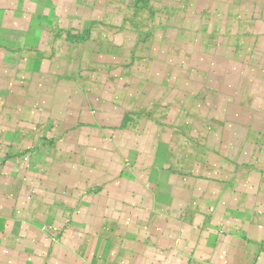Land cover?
I'll return each instance as SVG.
<instances>
[{
    "label": "crops",
    "instance_id": "1",
    "mask_svg": "<svg viewBox=\"0 0 264 264\" xmlns=\"http://www.w3.org/2000/svg\"><path fill=\"white\" fill-rule=\"evenodd\" d=\"M153 1L0 0V264H264V0H161L152 9ZM109 9L135 30L130 51L141 33L142 42L149 33L161 39L160 64L149 58L144 69L184 57L162 60L169 24L137 28L157 10L176 20L169 32L188 46L189 77L204 72L211 83L216 71L226 86L198 100L184 96L179 76L177 87L133 106L118 88L122 114L111 112L104 94L86 89L94 69L125 67L111 56L121 33L97 34L113 28ZM95 11L101 17L89 20ZM196 68L204 70L196 76ZM109 80L102 88L121 83ZM242 92L244 126L219 124L224 137L208 158L186 152L206 151L194 137L174 141L169 123L181 102L192 103V115L222 116L236 109L221 105V94L239 103ZM140 119L144 135L135 133Z\"/></svg>",
    "mask_w": 264,
    "mask_h": 264
},
{
    "label": "rangeland",
    "instance_id": "2",
    "mask_svg": "<svg viewBox=\"0 0 264 264\" xmlns=\"http://www.w3.org/2000/svg\"><path fill=\"white\" fill-rule=\"evenodd\" d=\"M112 1V0H110ZM123 1V0H120ZM161 0H154L153 1V5L150 3L152 9H156L158 7L161 6L162 3H160ZM96 9V7H94V10ZM96 13L93 14V16H91L89 18V20H97V16H100V12L95 11ZM108 15H107V19L106 21H111L112 18V24H109L111 26H113V28L111 27H107L105 26V28H102L100 31L97 32L98 35H104V30L107 29V31L112 32V33H116V32H120L121 35L123 36L122 38V43L121 46L119 48H117L114 54H112V58L115 59L116 61H121L122 64H125V67H121L120 69H117L118 67H112L111 69H108L107 73L103 75H99V71L101 70H96L92 71V83H93V87L91 86H86L87 90H92L94 92V94L96 93H102L104 94V98L106 101V104L110 107L111 112H113V109H119L120 110V114H122L121 109H122V105L118 102L115 101L114 96L120 92L124 93L122 94V98H126V101L128 102L130 100L131 105L132 104H138L140 103L141 105H144L142 103L144 102H150L151 99H148L150 97V95L155 94L160 96L161 93L168 91V87H171V84L174 83L177 87V80L176 78L181 76V77H185V81H184V90L181 91H185V97H189L191 94L194 95V99H204L206 101H208L209 99H211L213 92H217L220 93L219 90H222V87L226 86V84L223 83H219L220 81H218V77L216 74V71H213V73H210L209 71V75H206V79H209L210 77H213L214 79H216L215 82H211L208 83L206 81H202V76L204 75V72L202 68L198 69L196 68L195 70L197 71L196 76H198V73L200 71L202 76L201 77H189L188 72L190 71V67L191 65H188V58H186V53H184V51L187 50V44H182V41L180 40V36L177 37L175 35V32H169V30L171 28H175L177 27L176 24V20H171L170 17L169 19H167V15L161 12H157V10H154L155 14L152 16V18L147 22L146 20H139V27H137L138 29H147V32H149V30L156 32L158 31L157 29L161 28L162 24H169L170 29L166 30V39L169 42V46L167 47V54L165 53L166 51L163 52V56H162V60L165 61L164 64H166V62H168L169 64H171L172 66V62L177 61V56L180 58L182 56H184L182 59L179 60V65L176 64L174 67H162V69L158 68V69H154V68H149V64L147 67H142L145 66V61H147V59H149L148 63H152L153 65H157L160 64L161 60V46L159 45V40L157 38L154 37V35L150 36L151 33H149L147 37H145V39L142 42V38H143V34L141 33L140 36L137 37V41L136 44L134 45V48L130 51L128 45L129 43V39L126 36H129V34L132 36V32H135V30L129 29L131 30V32H129L127 29L128 27L124 26L125 22H121L117 16H120L121 14L119 12H111V10H108ZM115 13V15L113 14ZM99 21V20H98ZM171 21H174V26L172 25ZM189 24V27L186 26L184 29L187 32H192L193 29V22L192 20L190 21H186ZM185 22V24H186ZM110 23V22H109ZM124 23V24H123ZM115 24V25H113ZM121 24V25H120ZM120 25V26H119ZM142 25V27L140 28V26ZM93 26V25H92ZM91 26V28H92ZM116 26V27H115ZM119 29H118V28ZM103 30V31H102ZM173 30V29H172ZM91 31H97L95 30V26L90 30L89 32V36L92 38L91 42H89V47H91L90 49L94 50V40L96 39V36L98 37V35L96 34V32H91ZM165 33V32H164ZM89 37V39H90ZM111 38V37H110ZM111 40V39H110ZM121 40V39H119ZM141 40V42H140ZM138 43V44H137ZM156 44V45H155ZM96 46V45H95ZM140 46V47H139ZM85 48V47H84ZM87 47L84 49V53H87ZM89 49V50H90ZM107 50V49H105ZM129 50L132 53V56H136L137 59H135L134 61H130L128 58L130 57L129 52H125ZM158 51L157 55L155 54ZM184 50V51H183ZM80 51V46L79 49L74 50V53L72 54L74 57L79 56V52ZM106 52V51H105ZM111 52V51H110ZM109 52V53H110ZM184 53V55H183ZM102 56V59L106 56V55H100ZM188 56V55H187ZM158 60H157V59ZM167 60V61H166ZM81 61V60H80ZM129 61L131 63H129ZM172 61V62H171ZM182 61H184L185 63L183 64ZM130 67H129V64ZM80 68L84 67L86 68V65H84V61H83V65H82V61L80 63ZM135 67V68H134ZM148 71V72H146ZM146 72V73H144ZM135 76V77H133ZM144 76L147 77V79H144ZM219 76H223V74L219 75ZM104 78H110L109 81L113 80H118L121 83H119L116 87V90H114V86H111V88L109 89V85H106L105 87L102 88V84L103 79ZM193 79H196L197 82L195 83H191L193 82ZM86 80V79H85ZM124 80H126L124 82ZM210 80V79H209ZM191 81V82H190ZM170 82L169 85H167L166 83ZM101 84V85H99ZM108 87V88H107ZM101 88V89H100ZM118 88L120 90H118ZM133 90V92H132ZM132 93L136 94L137 98L136 100L132 99ZM171 93V92H170ZM126 95L130 96L127 98ZM101 95V94H99ZM182 95V94H180ZM222 96L226 97L224 100V102L221 105H225V107H231L232 109H236L234 110V112H232L231 114H226V115H222V116H218V115H203L200 114L196 116V115H192V111L194 110L192 103L190 105H188L189 102H181V105L185 104V106H183V112L182 114L179 116V119H176L174 121H171L169 123V125L171 127L174 128L175 130V140L178 143H184L187 140L183 137H191V138H195V145H201L204 147V149H206V151H203L202 147H197L196 149H192L191 147H184V149H186V152H194V154H196L199 151L200 155L205 156V154L208 155V153L210 152V144H212L215 140H217V138L219 139V141H222V137H224V133H220L219 131V127L218 125L220 124V126H224L229 124L231 126H238V125H243L244 126V92H242L240 94L241 99H239V103H235L236 98L233 97V99H229L230 96H233V94H226L224 95L223 93L221 94ZM235 96V95H234ZM191 101H193V98H190ZM138 100V101H137ZM171 100V99H170ZM133 106V105H132ZM225 107H220L217 110L223 108V110L225 111ZM197 109H199V107H195ZM167 110V109H166ZM223 111V114H224ZM168 112V110H167ZM180 112V109H179ZM196 112V110H195ZM239 113L243 114V115H238ZM95 114V112L93 113ZM118 115V116H119ZM118 116H116L115 118H118ZM161 118V117H160ZM178 120V123H177ZM162 121L164 122V118H162ZM194 121V123H193ZM141 119L138 121L139 123V127L141 126L142 130L138 131V126L133 128V130H135V133L137 132V134L140 135H144V126L143 124H140ZM144 122V121H142ZM137 123V124H138ZM136 124V125H137ZM181 125V126H180ZM176 126H180L181 128L184 127L183 129L185 131H183V129L181 131H178L176 128ZM223 128V127H222ZM217 131V132H216ZM221 131V130H220ZM134 133V131H133ZM213 135V136H212ZM217 135V136H216ZM229 136H231L230 134H227ZM211 136V138H210ZM215 137V138H214ZM211 139V140H210ZM201 143H200V142ZM212 141V142H211ZM181 143V144H182ZM192 144H190L191 146ZM223 145H221L219 148L217 147V153L220 155L221 153H219V150L221 149ZM213 147V145H212ZM198 155V153H197ZM208 158V157H206ZM22 159L24 160V164L25 166L28 165V154H24V157H22ZM122 165H126L127 163L125 161L121 162Z\"/></svg>",
    "mask_w": 264,
    "mask_h": 264
}]
</instances>
